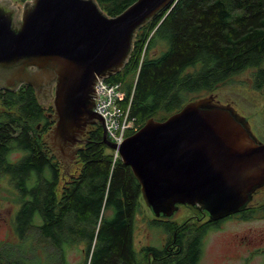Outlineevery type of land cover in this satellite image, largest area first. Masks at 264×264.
I'll use <instances>...</instances> for the list:
<instances>
[{"label": "trees", "instance_id": "trees-1", "mask_svg": "<svg viewBox=\"0 0 264 264\" xmlns=\"http://www.w3.org/2000/svg\"><path fill=\"white\" fill-rule=\"evenodd\" d=\"M134 1L97 0L110 16ZM246 70L253 89L264 90V0H174L137 31L128 62L106 81L122 84L138 130L149 118L165 120ZM42 117L30 86L0 90V175L9 174L16 190L21 207L13 229L24 246L56 251L64 260L71 246L84 242L80 264H198L210 221L155 217L151 223L163 228L164 244L137 250L140 184L128 165L106 152L102 126H88L78 151L79 176L65 183L59 160L47 154L41 138L47 127L37 134ZM16 151L22 154L11 160ZM238 213L241 219L264 214V203Z\"/></svg>", "mask_w": 264, "mask_h": 264}, {"label": "water", "instance_id": "water-1", "mask_svg": "<svg viewBox=\"0 0 264 264\" xmlns=\"http://www.w3.org/2000/svg\"><path fill=\"white\" fill-rule=\"evenodd\" d=\"M174 0H136L110 16L97 0H0V90L31 86L51 101L44 141L65 173L86 142L97 111L95 86L128 62L137 31ZM154 217L189 205L219 220L247 207L264 187V141L214 94L185 103L165 120L149 118L118 146ZM62 172V176L63 175Z\"/></svg>", "mask_w": 264, "mask_h": 264}, {"label": "rangeland", "instance_id": "rangeland-1", "mask_svg": "<svg viewBox=\"0 0 264 264\" xmlns=\"http://www.w3.org/2000/svg\"><path fill=\"white\" fill-rule=\"evenodd\" d=\"M13 1H18V4L22 2L21 0ZM162 48L163 46L159 45L151 49V52L157 53ZM210 94H214L222 104L231 102L232 107L247 121L258 140L264 141V90L253 89L251 70L234 75L227 86L218 87ZM206 95L209 94H202V96ZM106 152L111 153L112 148L107 146ZM20 154L22 153L19 151L12 152L10 159L14 160ZM14 198L16 199V190L7 177L0 175V256L4 258L1 264H15L14 259L18 257L28 264H80L82 262L84 242L71 246L65 253L64 260H61V253L42 252L33 247L35 244H27L31 240L26 243L28 247L24 246L23 242L13 235L11 229L13 214L18 209ZM263 203L264 187L253 194L248 205ZM193 215L196 214L192 209L180 206L171 220L182 223ZM154 218L145 205L140 203L139 212L135 217L136 249H139L141 245L161 247L164 243L166 234L162 227L151 223ZM3 246L5 251H2ZM198 264H264V214H258L249 219L233 217L209 230L203 238L202 254Z\"/></svg>", "mask_w": 264, "mask_h": 264}, {"label": "built area", "instance_id": "built-area-1", "mask_svg": "<svg viewBox=\"0 0 264 264\" xmlns=\"http://www.w3.org/2000/svg\"><path fill=\"white\" fill-rule=\"evenodd\" d=\"M21 1L23 4L32 0ZM95 89L98 97H95L97 101L94 111L103 117L107 139L116 145L110 153L112 161L115 162L120 159L118 146L128 136V131H135L137 126L134 117L129 114L130 101L126 100L125 91L120 82L109 83L106 79H98Z\"/></svg>", "mask_w": 264, "mask_h": 264}, {"label": "flooded vegetation", "instance_id": "flooded-vegetation-1", "mask_svg": "<svg viewBox=\"0 0 264 264\" xmlns=\"http://www.w3.org/2000/svg\"><path fill=\"white\" fill-rule=\"evenodd\" d=\"M31 87V86H30ZM32 88V87H31ZM33 89V88H32ZM34 91V90H33ZM38 100V99H37ZM40 105H41V112H42V115H43V117L41 118V120L39 121V123H38V125L36 126V130L38 131V136H40V130H42L43 129V127L44 126H46L47 127V129H46V131L43 133V137H41V138H45V134L47 133V131L49 130V128L53 125V108H52V103H51V101H49L48 103H39ZM46 121H48V124L46 123ZM45 142V141H44ZM85 144V143H84ZM84 144H83V146H84ZM45 150H46V152H47V154L49 155V156H54L53 155V153L51 152V150L49 149V147H48V145L45 143ZM55 159H56V161H57V158L54 156V159H53V161H55ZM59 163H60V161H59ZM60 167H61V170H62V165H61V163H60ZM70 169L69 170H67L65 173L63 172V170H62V172H63V177H65L64 178V181L63 182H68V181H70V180H77V178H78V176H79V173H80V171H81V164H80V162H79V160H78V153H77V157H76V161H74V162H72L71 164H70V167H69ZM1 176H5V177H7L8 179H9V182H11V179H10V176H9V174L7 175V174H1ZM12 184V183H11ZM13 186V185H12ZM263 188V187H262ZM262 188H260V189H262ZM260 189H258V190H260ZM257 190V191H258ZM256 191V192H257ZM14 203H17V205H18V209L16 210V212L13 214V219H12V224H11V229H12V231H13V235L15 236V237H17L16 235H15V233H14V229H13V227H14V222H15V217H16V214H17V212L19 211V209H20V207H21V205H20V203L18 202V201H16V199L14 198ZM186 207L187 208H189V209H192L193 210V212L196 214V215H193V216H190L191 217V219H193V220H196L197 218L199 219V221H200V223H205V222H207V221H210L213 225L211 226V229L212 228H215V227H217V226H219L220 224H221V222L222 221H225V220H227V219H230V218H233V217H238V215L237 214H239V213H237V214H233V215H230V216H227V217H225V218H223V219H219V220H210V219H208V216H207V214L206 213H204V212H198L194 207H192V206H189V205H186ZM189 217V218H190ZM10 227V226H9ZM8 227V231H10V228ZM210 229V230H211ZM134 232H135V230H134ZM166 238V237H165ZM164 242H165V240H164ZM164 244V243H163ZM135 245V244H134ZM142 246V245H141ZM141 246H139V248L141 247ZM136 247V246H135ZM138 250V249H137ZM4 258L3 257H1L0 256V264H1V261L3 260ZM4 262V261H3Z\"/></svg>", "mask_w": 264, "mask_h": 264}, {"label": "bare ground", "instance_id": "bare-ground-1", "mask_svg": "<svg viewBox=\"0 0 264 264\" xmlns=\"http://www.w3.org/2000/svg\"><path fill=\"white\" fill-rule=\"evenodd\" d=\"M122 85V84H121Z\"/></svg>", "mask_w": 264, "mask_h": 264}]
</instances>
